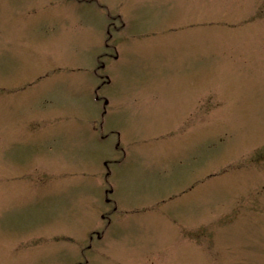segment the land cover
<instances>
[{"label": "rangeland", "instance_id": "obj_1", "mask_svg": "<svg viewBox=\"0 0 264 264\" xmlns=\"http://www.w3.org/2000/svg\"><path fill=\"white\" fill-rule=\"evenodd\" d=\"M0 264H264V0H0Z\"/></svg>", "mask_w": 264, "mask_h": 264}, {"label": "flooded vegetation", "instance_id": "obj_2", "mask_svg": "<svg viewBox=\"0 0 264 264\" xmlns=\"http://www.w3.org/2000/svg\"><path fill=\"white\" fill-rule=\"evenodd\" d=\"M107 104V103H106ZM108 104H109V102H108ZM107 200H108V198H107ZM108 202H112L110 199L108 200ZM115 208H116V203H115ZM102 218H104L106 221H107V224L110 226L111 225V223H112V219H111V215H105V214H103V217ZM108 226V227H109ZM106 229L105 230H102V231H98V230H95L94 232H93V234L94 235H96V236H98V238L100 239V240H102V238H105V235H106Z\"/></svg>", "mask_w": 264, "mask_h": 264}]
</instances>
